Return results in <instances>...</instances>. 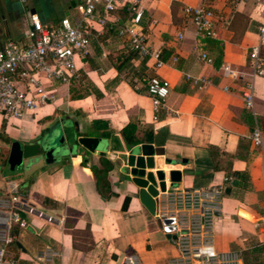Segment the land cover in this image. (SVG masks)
<instances>
[{"label":"crops","instance_id":"crops-1","mask_svg":"<svg viewBox=\"0 0 264 264\" xmlns=\"http://www.w3.org/2000/svg\"><path fill=\"white\" fill-rule=\"evenodd\" d=\"M77 0H0V48L7 39L24 42L28 16L35 14L45 25L62 16H73ZM204 4L221 14L226 27L216 38L194 35L185 6ZM141 27L149 42L160 49L162 65L131 53L122 69L113 66L118 53L132 52L113 30L91 24L89 53L77 65L101 96L69 97V85L54 82L48 88L53 98L19 119L0 117V195L14 190L27 202L52 215V223L22 214L24 226L12 224L13 241L5 257L20 264H43L36 255L49 247L56 253L51 264H118L123 254L136 256L141 264H167L174 246L160 231L158 222L138 198V187L124 170L127 146L120 129L133 120L139 144L160 148L153 154V172L162 170L168 188V171L180 173L172 186L205 187L236 177L237 185L226 184L221 213L214 223V247L218 251L245 250L264 244V234L250 220L262 215L264 206V70L250 76L248 52L260 42L258 25L264 21V0H141ZM121 19L124 11H118ZM181 34L180 38L176 33ZM98 33V34H96ZM205 51L207 65L197 57ZM175 56V60L172 57ZM264 58V57H263ZM105 61L107 65L100 67ZM228 63L239 71L236 79L225 78L219 67ZM168 81L163 104L152 110L145 90L149 76ZM202 77L203 82L192 78ZM252 82L253 107L242 98L243 85ZM226 87L223 89V87ZM92 119L106 123L108 137L90 127ZM262 134V147L253 148L248 139L253 122ZM49 126L51 128H49ZM59 128L67 154L45 160L42 154L23 159L15 169L4 172L9 145L31 143ZM80 137L96 138L85 147ZM217 168H213L212 154ZM239 154L238 157H230ZM112 163L106 186L112 195H100L91 166L98 158ZM8 165V164H7ZM12 171V172H11ZM231 175V176H230ZM128 198L122 208L124 198ZM244 262V261H243Z\"/></svg>","mask_w":264,"mask_h":264},{"label":"built area","instance_id":"built-area-1","mask_svg":"<svg viewBox=\"0 0 264 264\" xmlns=\"http://www.w3.org/2000/svg\"><path fill=\"white\" fill-rule=\"evenodd\" d=\"M73 8V16H62L52 25L42 24L35 14H30L26 40L7 39L4 42L0 48V117L19 119L53 98L48 89L52 83L69 85L79 79L81 71L77 59L89 53L90 38L95 36L91 33L93 22L113 30L136 56L152 61L153 68L162 65L160 49L149 42L140 24L143 14L141 0H77ZM118 11H124L126 17L121 19ZM184 11L190 17L196 37L216 38L219 29L226 27L225 18L204 4L185 6ZM257 30L262 43L264 21ZM176 37L180 38L181 34L177 32ZM197 57L207 65L212 64L205 51H199ZM248 60L250 76L261 75L264 58L259 46L250 48ZM219 70L225 78L239 76V71L228 63L222 64ZM192 80L194 83L205 81L202 77ZM168 87L164 78L156 75L147 78L145 90L153 111L163 104ZM252 91V82L246 81L241 94L247 109L253 107ZM248 139L253 148L262 147V134L256 121ZM230 183L231 177L224 176L218 184L197 188L170 186L157 193L153 217L175 248V255L167 260V264H243L241 250L218 251L214 247V223L221 213L224 186ZM22 214L47 223L57 220L27 202L16 190L0 195V264H20L5 257V247L14 239L12 224L24 226ZM250 222L254 230L264 234V206L262 215ZM54 255L56 253L51 248L45 247L38 252L36 259L51 264ZM118 264L141 263L136 256L123 254Z\"/></svg>","mask_w":264,"mask_h":264},{"label":"water","instance_id":"water-1","mask_svg":"<svg viewBox=\"0 0 264 264\" xmlns=\"http://www.w3.org/2000/svg\"><path fill=\"white\" fill-rule=\"evenodd\" d=\"M96 138L80 137L77 139L85 147L96 144ZM69 148L64 144V138L60 134L59 128H55L48 133L41 135L35 141L20 144L13 141L9 145L7 164L10 169L17 168L23 159H29L38 154H42L45 160L67 154ZM125 159L124 170L130 175V181L138 187V198L146 209L153 213L156 195L165 190L164 173L162 170L146 171L153 167V154H161L160 148H152L149 144L133 145L129 148ZM180 173L176 170L168 171L169 186L179 181ZM228 193V188H225Z\"/></svg>","mask_w":264,"mask_h":264},{"label":"trees","instance_id":"trees-1","mask_svg":"<svg viewBox=\"0 0 264 264\" xmlns=\"http://www.w3.org/2000/svg\"><path fill=\"white\" fill-rule=\"evenodd\" d=\"M259 52L262 57H264V46L259 47ZM131 53L133 52H127L124 53L123 51L118 53V57L116 60V63L114 64V68L117 71H120L124 65V63L129 59L131 56ZM85 76L83 74L80 75L79 79L73 80L69 84V97L70 98H82L85 95H89L90 93H93L95 97L101 96V93L96 90V88L85 81ZM83 91V93L81 92ZM90 127L95 130V133L101 137H108L109 131L106 129V123L101 119H92L90 121ZM136 130L137 125L136 123L129 119V121L120 129L119 135L122 139V141L129 147L136 145L140 142L139 138L136 136ZM210 152L212 154V163L213 168L216 169V156L213 151V148H210ZM239 154H234L230 157H238ZM98 163L100 167L97 166H91L92 172L94 176L96 177V186L98 189V192H100V195L104 197H109L112 195V192L110 190H106V192H102L103 188L106 186V173L107 171L112 167V163L103 158H98ZM231 176V175H230ZM233 176V175H232ZM231 176V177H232ZM245 178V174L238 173L236 177H232V183L233 185H237V179L238 178ZM128 198H124L122 208H125L127 204ZM242 253V259L243 264H264V244H260L254 247L246 248L245 250L241 251Z\"/></svg>","mask_w":264,"mask_h":264},{"label":"rangeland","instance_id":"rangeland-1","mask_svg":"<svg viewBox=\"0 0 264 264\" xmlns=\"http://www.w3.org/2000/svg\"><path fill=\"white\" fill-rule=\"evenodd\" d=\"M100 67H104L105 65H107V62L105 63V61L102 63V64H98ZM86 78V77H85ZM85 81L86 82H88L89 84H92L87 78L85 79ZM81 92L83 93V91L81 90ZM49 128H51L50 126H49ZM49 132V129H47V131L45 132V133H48ZM44 133V134H45ZM4 172L5 173H7V172H9V169H8V165H7V163H4ZM12 172V171H11Z\"/></svg>","mask_w":264,"mask_h":264}]
</instances>
